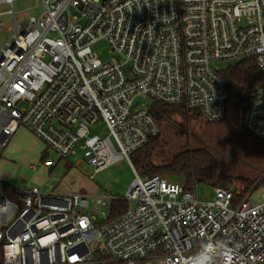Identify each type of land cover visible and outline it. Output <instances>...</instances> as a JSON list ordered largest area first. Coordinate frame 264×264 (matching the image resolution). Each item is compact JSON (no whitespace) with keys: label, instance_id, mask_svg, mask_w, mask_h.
<instances>
[{"label":"built area","instance_id":"obj_1","mask_svg":"<svg viewBox=\"0 0 264 264\" xmlns=\"http://www.w3.org/2000/svg\"><path fill=\"white\" fill-rule=\"evenodd\" d=\"M14 1L0 0L14 21L0 45V153L24 127L57 158L78 147L94 173L132 166L161 131L145 100L217 122L229 98L215 62L252 60L264 73V0H40V15L21 22ZM245 98L244 129L264 139V81ZM99 119L104 136L90 132ZM136 175L124 197L0 186V264H193L201 252L210 264H264V192L256 202L253 190L214 187L203 201L180 182ZM114 200L127 208L109 219Z\"/></svg>","mask_w":264,"mask_h":264},{"label":"rangeland","instance_id":"obj_2","mask_svg":"<svg viewBox=\"0 0 264 264\" xmlns=\"http://www.w3.org/2000/svg\"><path fill=\"white\" fill-rule=\"evenodd\" d=\"M11 5L0 2V26L4 28L0 35V45L11 35L14 29V21L10 10ZM40 0H15L13 10L18 22L29 20L30 16L38 17L42 11ZM93 48L99 52L102 59L108 56V45L105 41H99ZM228 62L217 61L215 65L224 68ZM232 98V97H231ZM230 98L228 113L226 117L215 124H208L201 121H193L189 125V130L197 137L211 145L212 152L217 161L222 174L231 180L225 186L232 189H240L243 183L237 179L245 178L253 182L250 190L253 189L252 201L259 202L260 194L264 192V142H256L244 138L242 130V113L235 108V99ZM140 100V99H137ZM150 105V100H145ZM179 125L166 123L161 129V147L154 155V161L158 165L166 164L169 159L178 152L189 147H198L200 144L192 137H187L184 129L186 126L178 122ZM27 129V128H26ZM28 130V129H27ZM29 131V130H28ZM37 140L31 141L36 144V155L34 157L22 156L17 161L9 165L6 181L7 185L17 189L21 186H38L47 190L54 188L57 192H82L94 197H124L127 188L136 178V172L126 161L118 164H111L102 170L94 173L83 157V152L76 147L75 153H71L67 158H57L55 152L47 148L45 143L29 131ZM90 132L104 136L107 128L103 121L99 119L90 126ZM31 146V145H30ZM44 151H46L44 153ZM54 160H56L54 162ZM93 174L90 179L89 175ZM141 178H143L141 176ZM166 179L174 182H182L180 178ZM248 190V191H250ZM214 187L205 184H196L194 193L199 200H211L214 196ZM99 204L95 199H89L88 210L99 218ZM105 215L108 214L107 207L102 208Z\"/></svg>","mask_w":264,"mask_h":264},{"label":"trees","instance_id":"obj_3","mask_svg":"<svg viewBox=\"0 0 264 264\" xmlns=\"http://www.w3.org/2000/svg\"><path fill=\"white\" fill-rule=\"evenodd\" d=\"M220 74L226 84L229 98L225 117L228 113L230 98L232 97L235 99V108L243 115L242 132L244 138L255 140L256 142H264V139H256L250 136L244 129V118L248 108L245 92L264 81V73H262L252 60L246 59L234 63H228L220 71ZM150 108L153 116L159 122L161 129L166 123L177 126L179 125L178 122H181L186 126V129H188L193 121H201L208 124L219 122H208L203 119L199 111L188 109L184 105H168L152 101L150 103ZM161 144L162 140L160 131L157 136L150 138L143 147L130 155L133 169L140 177L148 178L158 175L164 178H180L182 180L180 183L183 184L187 190L193 192L196 184L200 183L212 187L229 188L226 187L225 184L231 179L222 174L217 161L207 147L199 145L194 148L189 147L188 145L185 149L173 155L166 164L158 165L154 161V155L161 147ZM45 152L46 151H44V153ZM262 177H264V175H262ZM237 180L239 183H243V186L240 189H232L236 198L244 196L253 184L252 181L245 178ZM0 186L6 185L0 183ZM126 208V202L121 200L112 201L110 204L109 219L119 215L121 212L125 211ZM107 264L124 263L109 262Z\"/></svg>","mask_w":264,"mask_h":264},{"label":"crops","instance_id":"obj_4","mask_svg":"<svg viewBox=\"0 0 264 264\" xmlns=\"http://www.w3.org/2000/svg\"><path fill=\"white\" fill-rule=\"evenodd\" d=\"M31 141L37 143V140L33 137V135L24 127H19L9 139L8 143L0 153V183L9 186L6 183V181H8L7 179H9L7 170L13 161H17L22 156H28L31 158L36 155V144H31Z\"/></svg>","mask_w":264,"mask_h":264},{"label":"clouds","instance_id":"obj_5","mask_svg":"<svg viewBox=\"0 0 264 264\" xmlns=\"http://www.w3.org/2000/svg\"><path fill=\"white\" fill-rule=\"evenodd\" d=\"M211 257L201 252L197 257L193 259V264H210Z\"/></svg>","mask_w":264,"mask_h":264},{"label":"water","instance_id":"obj_6","mask_svg":"<svg viewBox=\"0 0 264 264\" xmlns=\"http://www.w3.org/2000/svg\"><path fill=\"white\" fill-rule=\"evenodd\" d=\"M195 138H196V140L200 143V144H202L203 146H205V147H207L208 149H213V147L211 146V145H209V144H207L204 140H202L201 138H199V137H197V136H195V135H193Z\"/></svg>","mask_w":264,"mask_h":264},{"label":"flooded vegetation","instance_id":"obj_7","mask_svg":"<svg viewBox=\"0 0 264 264\" xmlns=\"http://www.w3.org/2000/svg\"><path fill=\"white\" fill-rule=\"evenodd\" d=\"M184 131H185V134H186L187 137H190V138L192 137L195 141H197L196 138L193 136L194 135L192 133L193 131H190L189 129H184Z\"/></svg>","mask_w":264,"mask_h":264}]
</instances>
